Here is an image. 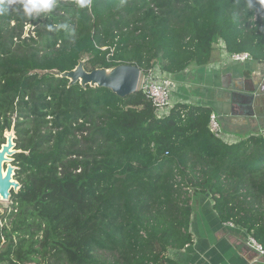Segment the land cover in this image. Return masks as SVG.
Listing matches in <instances>:
<instances>
[{"label": "trees", "instance_id": "trees-1", "mask_svg": "<svg viewBox=\"0 0 264 264\" xmlns=\"http://www.w3.org/2000/svg\"><path fill=\"white\" fill-rule=\"evenodd\" d=\"M0 4V145L15 117L22 188L1 217L0 264H178L190 193L264 249V136L226 143L212 108L158 117L141 91L69 86L38 71L155 64L181 76L216 46L264 63V0H56L27 18ZM34 35L24 37L25 27Z\"/></svg>", "mask_w": 264, "mask_h": 264}, {"label": "crops", "instance_id": "crops-1", "mask_svg": "<svg viewBox=\"0 0 264 264\" xmlns=\"http://www.w3.org/2000/svg\"><path fill=\"white\" fill-rule=\"evenodd\" d=\"M225 52L223 45L216 46L208 66L190 68L178 76L182 91L178 98L212 108L227 132L224 141L232 144L264 129V118L233 117L230 101L235 87L261 76L264 66L252 58L222 65ZM189 85L191 89L187 90ZM190 195L193 212L189 231L193 243L183 250L170 251L169 256L178 264H252L259 252L249 245L248 233L231 223H222L210 196L193 192Z\"/></svg>", "mask_w": 264, "mask_h": 264}, {"label": "water", "instance_id": "water-1", "mask_svg": "<svg viewBox=\"0 0 264 264\" xmlns=\"http://www.w3.org/2000/svg\"><path fill=\"white\" fill-rule=\"evenodd\" d=\"M85 65L86 60H80L70 71L61 72L54 69L38 73L67 79L69 86L79 84L84 89L105 88L120 98L129 97L139 91L142 70L136 65H121L92 71H87ZM230 101L233 117L257 120L264 118V70L261 76L256 75L252 79L244 80L242 84L239 83L232 91ZM3 138L5 143L0 145V202L9 203L13 193L17 194L22 188L21 183L15 179L18 168L13 163L15 155L23 152L16 149L15 124H12L11 129L4 131ZM256 255L252 264H264V255L260 253Z\"/></svg>", "mask_w": 264, "mask_h": 264}, {"label": "built area", "instance_id": "built-area-1", "mask_svg": "<svg viewBox=\"0 0 264 264\" xmlns=\"http://www.w3.org/2000/svg\"><path fill=\"white\" fill-rule=\"evenodd\" d=\"M248 59H251L248 53L229 54L225 52L222 57L223 63L221 64L223 65L226 61L242 62ZM180 84L175 76L165 73L158 64H155L146 74L142 73L139 91L152 103L157 116L162 118L167 116L177 103H186L178 98V94H182ZM186 89L189 90L188 88ZM209 128L213 134L220 138V125L218 116L215 113L210 116ZM259 134L264 136V129ZM248 243L260 254L264 255L263 247L253 237H248Z\"/></svg>", "mask_w": 264, "mask_h": 264}, {"label": "clouds", "instance_id": "clouds-1", "mask_svg": "<svg viewBox=\"0 0 264 264\" xmlns=\"http://www.w3.org/2000/svg\"><path fill=\"white\" fill-rule=\"evenodd\" d=\"M10 5L19 4V8L14 9L20 11L24 17L29 19L35 18L41 12H50L56 6V0H8ZM90 0H79L81 6H85ZM4 0H0L3 4Z\"/></svg>", "mask_w": 264, "mask_h": 264}, {"label": "rangeland", "instance_id": "rangeland-1", "mask_svg": "<svg viewBox=\"0 0 264 264\" xmlns=\"http://www.w3.org/2000/svg\"><path fill=\"white\" fill-rule=\"evenodd\" d=\"M34 30V27H31L30 24H28L26 27H25V34H24V37H28L29 35H34L33 31ZM188 89H191V86L189 85V88ZM219 122V125H220V138L224 141V134H227L226 130L223 128L222 126V122L220 120H218ZM15 124V117L13 118V125ZM17 167V166H16ZM18 168V167H17ZM15 179H16V176H15ZM17 180V179H16ZM12 205H13V202L11 200V202L9 203H3V202H0V224L2 223V219L1 217L3 215H6V213H9L11 212L12 210Z\"/></svg>", "mask_w": 264, "mask_h": 264}, {"label": "flooded vegetation", "instance_id": "flooded-vegetation-1", "mask_svg": "<svg viewBox=\"0 0 264 264\" xmlns=\"http://www.w3.org/2000/svg\"><path fill=\"white\" fill-rule=\"evenodd\" d=\"M13 165L15 166V161H14Z\"/></svg>", "mask_w": 264, "mask_h": 264}]
</instances>
